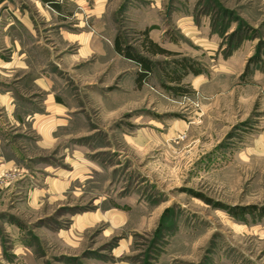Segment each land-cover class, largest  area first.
<instances>
[{
	"label": "rangeland",
	"instance_id": "1",
	"mask_svg": "<svg viewBox=\"0 0 264 264\" xmlns=\"http://www.w3.org/2000/svg\"><path fill=\"white\" fill-rule=\"evenodd\" d=\"M263 211L264 0H0V264H264Z\"/></svg>",
	"mask_w": 264,
	"mask_h": 264
},
{
	"label": "trees",
	"instance_id": "2",
	"mask_svg": "<svg viewBox=\"0 0 264 264\" xmlns=\"http://www.w3.org/2000/svg\"><path fill=\"white\" fill-rule=\"evenodd\" d=\"M150 29H147V31H145V41H146V50L151 54V55H164V54H169L166 50L160 48L157 44L153 43L151 40H148L147 38V34L149 32ZM115 48L117 49V52H119L120 54H122L125 58L137 62L139 64V66H141L142 70H143V74H147L148 71L150 70V66L147 63V61H145L143 58H140L138 56H136L135 54L132 53V51H129L128 49L124 52L123 49H120V45L118 44L117 41H115ZM177 69L173 70L171 74H169V82L172 84H181L182 79L184 78V76H186L187 74H193V75H198L199 71L197 69H195L194 65L190 62L187 61L185 59H182L180 61L177 62ZM264 212V211H263Z\"/></svg>",
	"mask_w": 264,
	"mask_h": 264
},
{
	"label": "crops",
	"instance_id": "3",
	"mask_svg": "<svg viewBox=\"0 0 264 264\" xmlns=\"http://www.w3.org/2000/svg\"><path fill=\"white\" fill-rule=\"evenodd\" d=\"M150 40V39H149ZM151 41L153 42V43H155L156 44V42L155 41H153L152 39H151ZM188 76H193V75H191V74H187L186 76H184V78H186V77H188ZM198 75H194L193 77H197ZM183 78V79H184ZM183 79H182V81H183ZM182 83V82H181Z\"/></svg>",
	"mask_w": 264,
	"mask_h": 264
}]
</instances>
